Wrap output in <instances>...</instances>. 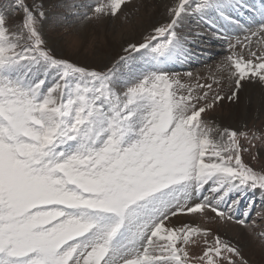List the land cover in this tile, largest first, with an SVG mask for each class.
I'll return each instance as SVG.
<instances>
[{"label":"snow or ice","instance_id":"obj_1","mask_svg":"<svg viewBox=\"0 0 264 264\" xmlns=\"http://www.w3.org/2000/svg\"><path fill=\"white\" fill-rule=\"evenodd\" d=\"M125 4L91 0L75 14L100 21ZM241 9L264 19V0H173L142 42L97 69L54 55L38 0H0V264H190L185 245L211 229L170 226L173 218L210 209L232 220L239 199L227 204L230 195L264 192V169L244 162L240 144L260 137L205 118L238 99L246 79L264 83V47L227 35L245 28L233 15ZM210 14V33L182 31ZM204 35L228 43L211 83L184 84L163 69L194 55ZM205 245L199 264H248L219 234Z\"/></svg>","mask_w":264,"mask_h":264},{"label":"rangeland","instance_id":"obj_2","mask_svg":"<svg viewBox=\"0 0 264 264\" xmlns=\"http://www.w3.org/2000/svg\"><path fill=\"white\" fill-rule=\"evenodd\" d=\"M28 2L31 3V0H28ZM38 2L43 4L46 12V18L41 28L42 36L54 55L57 58L68 59L79 66L97 69L111 66L119 55L124 54L123 49L127 47L129 42H142L143 36L148 34L153 25L163 22L167 18V13H165L164 18L158 17V21L147 29L133 28L136 25L133 20L137 16L138 9L146 7L147 11L151 10L148 7L149 0H126L125 5H131L122 6V9L127 7L129 10L123 9L116 17L105 18L100 21L84 20L82 16L75 14L84 11L83 8L77 7L78 5L91 3V0H38ZM250 2L260 3V0H250ZM248 4L251 5V3ZM147 11L144 15L146 19L149 15ZM210 15L216 20L214 14ZM233 15L234 18L240 19L245 28L243 30L233 28L227 33L232 43L235 44L238 40L245 43L242 35L247 37L249 28L254 32L264 31L261 30L264 19H261L258 14H252L241 9L240 13H233ZM185 21L182 27L184 32H187L189 28H196L197 25H199L201 31L203 30L202 32L210 33L212 31L210 27L212 22L207 17L203 19L197 17L194 20L190 18ZM124 27L126 29L123 32ZM193 52L194 55L191 57L168 62L162 66L163 69L171 75H179L181 83L184 84L211 83L212 74L217 73V66L229 54L228 43L222 39L204 35L198 44L193 47ZM133 57L136 65L142 62L140 54L133 53ZM188 72L193 74L191 78L186 75ZM226 85L227 82H225V91L228 92ZM213 87L215 89V85ZM248 105L250 111H248ZM237 109L241 115L238 114L239 116L237 115L235 120H232V116L235 115ZM205 118L210 119L221 128L228 127L238 132H248L249 135L255 132L260 138L251 140V142H249V139L240 137L242 148L248 149L246 152L242 151L241 155L244 162L248 163L254 170L261 171L264 169V83L256 78L246 79L242 82L238 99L234 101L224 99L218 102L214 109L205 114ZM253 157L255 158L253 159ZM209 187L210 185L205 186L203 195L209 194ZM237 198L239 203L232 208V220H220L210 209H205L203 212L180 214L171 220L170 226L181 227L187 224L190 227L211 229V235L205 237L202 233L195 234L190 237L189 243L185 245L189 253L190 264H199L198 258L206 247L205 240L208 241V246H210L217 234L222 239L238 247L241 256L248 261V264H264V237L259 235V233L264 232V215H257V213H264V192L257 189L256 191L249 190L244 194L233 193L228 197L226 203L231 204V201ZM198 202L200 200L193 197L188 203L191 206ZM221 208L227 212L225 205H221ZM241 219L246 221L245 225H240L237 222ZM253 223L254 227L250 230L248 226L253 225ZM241 233L245 235L247 239L245 241H249L248 246L241 238ZM233 259L238 258L233 257ZM214 260L219 261L220 258L214 257ZM204 264H206V261Z\"/></svg>","mask_w":264,"mask_h":264},{"label":"bare ground","instance_id":"obj_3","mask_svg":"<svg viewBox=\"0 0 264 264\" xmlns=\"http://www.w3.org/2000/svg\"><path fill=\"white\" fill-rule=\"evenodd\" d=\"M159 3H158V2ZM173 2V0H149V5L148 7L151 8V10L147 11L148 9L146 7H142V8H139L138 11L136 12L137 16L140 15V16H136V18H134V21L133 20V23H136V25L133 26V23L131 22L133 28L135 27H141V28H149L151 25H153V23H155L156 21H158L159 18H164L163 16H166L165 13L166 12V6H170V4ZM246 3H251V5H255L256 7H259L260 6V3L259 2H250V0H245ZM157 3V5H156ZM51 4V3H50ZM131 5V4H130ZM130 5H124V6H130ZM250 5V6H251ZM64 8V7H63ZM123 9H126V10H129V8L127 7H124ZM122 9V10H123ZM132 9V8H131ZM147 9V10H146ZM121 10V11H122ZM125 11V10H124ZM146 11L149 12L147 15V19L144 17V15L146 14ZM129 12V11H128ZM131 13V12H130ZM164 13V14H163ZM160 14V15H159ZM159 17V18H158ZM207 19L209 21L213 23H216V20L211 16H206ZM166 18V17H165ZM261 18V17H260ZM75 19V18H74ZM131 21V20H130ZM140 22V23H139ZM186 22V21H185ZM138 23H139V26H138ZM127 24V23H126ZM130 25V24H129ZM131 26V27H132ZM130 27V26H129ZM126 27H124L122 30L123 32L125 31ZM121 30V31H122ZM203 31V30H202ZM249 31V32H247ZM247 37H249V40L247 41V45L249 48H251V50H255L257 52H259L261 50L262 47H264V31H259V32H254L252 31L251 28H249L247 30ZM230 32V31H229ZM205 33V32H204ZM251 33H256L255 36H252ZM125 34V33H124ZM130 34V33H129ZM141 35V34H140ZM128 36V35H127ZM133 36V35H132ZM125 37V35H124ZM131 37V36H130ZM133 38V37H132ZM242 38H243V41L245 42V36L242 35ZM130 43V42H129ZM115 47V46H114ZM113 49V48H112ZM217 49V48H216ZM104 52V51H103ZM110 53V52H109ZM101 54V53H100ZM117 56V55H116ZM99 57V56H98ZM114 60V59H113ZM99 63V62H98ZM216 63V62H215ZM227 86V85H226ZM241 96V95H240ZM248 111H250L249 109V105H248ZM238 111H235V115L232 116V120H235V117H237L238 114L241 115V113ZM239 116V115H238ZM241 238L244 240V243L247 245L248 242H246L245 240L246 237L243 233H241ZM243 243V244H244ZM248 246V245H247ZM246 247V246H245Z\"/></svg>","mask_w":264,"mask_h":264}]
</instances>
